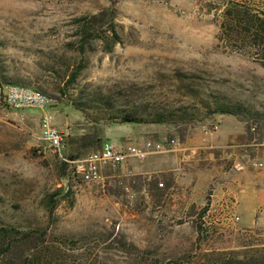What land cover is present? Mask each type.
Masks as SVG:
<instances>
[{
    "label": "rangeland",
    "instance_id": "rangeland-1",
    "mask_svg": "<svg viewBox=\"0 0 264 264\" xmlns=\"http://www.w3.org/2000/svg\"><path fill=\"white\" fill-rule=\"evenodd\" d=\"M111 8L113 28L80 50V20ZM235 12L241 20L229 23ZM245 18L263 23L264 0H0V92L23 86L53 100L44 110L0 105V228L45 232L13 238L4 255L0 234V264L42 247L51 264H264V235L241 229L222 202L228 150L216 153L218 164L203 160V174L191 160L151 173L131 160L85 184L38 141L44 113L63 134L67 158L80 136L102 139L107 129L113 145L125 127L180 143L224 118L219 127L234 130L213 113L216 101L264 116V38H253ZM124 116L138 123L121 124ZM250 124L256 132L245 130V144L264 141V119Z\"/></svg>",
    "mask_w": 264,
    "mask_h": 264
},
{
    "label": "crops",
    "instance_id": "crops-1",
    "mask_svg": "<svg viewBox=\"0 0 264 264\" xmlns=\"http://www.w3.org/2000/svg\"><path fill=\"white\" fill-rule=\"evenodd\" d=\"M228 118L229 122L235 126L234 130H230L227 126H220L219 130L210 136L199 133L182 142V149L176 152L167 153L166 155H150L142 163L135 160L133 162L140 165L137 169L139 172L151 173L165 170L176 171L182 163L191 160L194 162V166L196 165L195 172L203 174L204 170L200 166L204 162L203 160L210 163L214 160L218 164L220 158L223 161L222 157L225 156L226 150H228L227 153H230L229 156L233 166L229 172V178L227 175L225 179L224 192L228 197L222 201L225 204V211L228 215L233 214V217L238 218L241 229L256 228L264 235V187L262 185L264 182V141L245 144L246 132L243 123L232 116H228ZM224 119L218 121L222 123V121H225ZM125 128L127 135L122 137L120 141H116L114 145L111 142H106V139L110 137L111 129L105 130L102 136L103 143H109L116 149H122L127 146H141L144 141L149 140L138 135L137 130L133 132L130 129L134 127ZM246 147L254 148L250 150L251 154L247 155L248 153L245 151V155L238 156L237 153H240L241 149ZM206 153H209L208 156L203 158ZM216 153H221L222 157L216 156ZM253 161L262 163L263 168L261 170L253 169L251 167ZM130 164L134 163L130 161ZM219 187L216 186V189L223 190ZM230 198L235 202L232 203ZM244 217L250 222L241 224Z\"/></svg>",
    "mask_w": 264,
    "mask_h": 264
},
{
    "label": "built area",
    "instance_id": "built-area-1",
    "mask_svg": "<svg viewBox=\"0 0 264 264\" xmlns=\"http://www.w3.org/2000/svg\"><path fill=\"white\" fill-rule=\"evenodd\" d=\"M53 102L52 99L38 90L9 85L2 87L0 92V105L9 108L14 112L26 109L44 110ZM220 122H213L201 127V132L205 136L216 133ZM256 132V126L250 128V133ZM39 143L46 145L60 161L72 167L71 175L78 177L85 184H99L103 181L107 170H114L131 160L139 163L144 162L150 155L172 153L180 149L181 143L175 139L146 140L141 146H127L126 148L116 149L109 143H103L101 147L76 160H68L64 155L65 143L63 134L53 125L52 116L44 113L40 119ZM251 167L261 170L263 164L253 161ZM264 187V182H263ZM238 222V218H235Z\"/></svg>",
    "mask_w": 264,
    "mask_h": 264
},
{
    "label": "trees",
    "instance_id": "trees-1",
    "mask_svg": "<svg viewBox=\"0 0 264 264\" xmlns=\"http://www.w3.org/2000/svg\"><path fill=\"white\" fill-rule=\"evenodd\" d=\"M230 14V12H229ZM113 16H114V9L111 8L106 11L105 14H103L100 18L94 17L92 21H85L80 20V50H83L84 43H88L91 39H99L98 32H103L102 28L105 26H108L110 28H113ZM231 18H229V23H239L241 20V16L239 12L231 13L229 15ZM246 23H248L249 26H251L254 29V36L253 38H258L259 35L264 38V19L262 20L263 23H255L251 18H245ZM98 21L100 26L99 28L92 26V22ZM93 22V23H94ZM105 32V31H104ZM112 44H115V42H112ZM264 66V65H263ZM82 67L78 66L74 73L71 75V79L69 83H72L76 76L80 73ZM1 82V77H0ZM1 84V83H0ZM2 86V85H1ZM214 114H218L221 116H232L238 119L240 122L245 123V130L250 132V128L252 126H255L253 124H250V122H256L257 120L264 119V116L257 112H251L247 108L239 105V104H233L229 103L227 101H216L214 103ZM73 106L77 108L78 110H81V107L74 102ZM160 118H158L159 121ZM121 124H136L138 123V120L131 117V116H124L120 119ZM74 152L75 155L67 158L68 160H76L78 159L81 154V151L87 150L90 148L99 149L102 144V139L97 135V133L93 134H86L80 136L74 143ZM61 169H66L69 165L59 161ZM0 234L3 235V255L7 254L12 248L15 247V243L12 240L13 238H16L17 236H21L22 241L29 240L35 236H44L45 232L40 229L36 230H28V231H18L11 227H3L0 228ZM50 257V251H47L46 248L42 247L39 249V251L35 254H29L23 259H18V261H12L13 259H9L6 261H3V264H51Z\"/></svg>",
    "mask_w": 264,
    "mask_h": 264
}]
</instances>
